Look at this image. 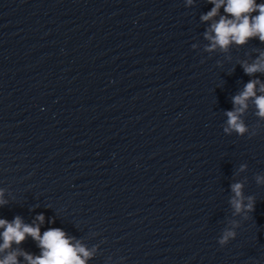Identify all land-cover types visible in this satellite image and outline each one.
I'll list each match as a JSON object with an SVG mask.
<instances>
[{"label": "clouds", "instance_id": "1", "mask_svg": "<svg viewBox=\"0 0 264 264\" xmlns=\"http://www.w3.org/2000/svg\"><path fill=\"white\" fill-rule=\"evenodd\" d=\"M185 3L191 6L193 0H185ZM207 3L213 7L200 17L202 22L211 21L209 30L204 33V38L210 41L205 51L212 52L219 47L221 51L226 52L230 44L243 45L252 38H258L264 43V3H257V0H207ZM222 7L225 15H220ZM218 15L219 19H214ZM241 66L248 76H253L257 72L264 73V52H260L251 64L244 62ZM257 91L264 93V83L259 79L249 80L243 91L232 98L233 109L225 112L227 116L226 125L223 127L225 134L235 133L244 136L249 132V127L242 119L248 108L249 99L253 100L256 107L255 115L264 120V95L258 96ZM246 170V164L239 166L240 172ZM255 181L258 185H264V175H256ZM230 187L233 194L229 199L232 215L242 216L247 220L249 213L255 210V198L251 195L245 196L243 191L245 181L234 182ZM3 196V190H0V205L7 203ZM35 219L39 223L32 225L23 223L19 216L11 222L0 219V229H3V232H0V238L3 240L0 244V253L10 249L13 243L21 244L28 236L35 240L41 249L39 256L21 250L9 251L0 259V264H19L18 256H23L27 264H86L87 259L94 254V250L89 251L61 228L52 227L41 234L40 224L44 223L45 218L40 214ZM231 224V227L224 229L218 240L221 246L228 244L237 235L236 229L240 226V221L234 220Z\"/></svg>", "mask_w": 264, "mask_h": 264}]
</instances>
